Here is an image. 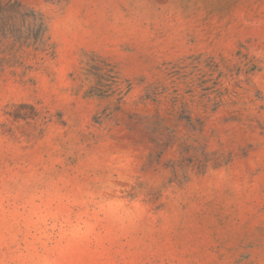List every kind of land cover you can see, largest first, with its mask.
<instances>
[{
  "label": "rangeland",
  "instance_id": "1",
  "mask_svg": "<svg viewBox=\"0 0 264 264\" xmlns=\"http://www.w3.org/2000/svg\"><path fill=\"white\" fill-rule=\"evenodd\" d=\"M0 264H264V0H0Z\"/></svg>",
  "mask_w": 264,
  "mask_h": 264
}]
</instances>
